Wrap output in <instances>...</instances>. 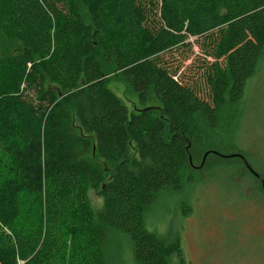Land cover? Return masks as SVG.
<instances>
[{
	"label": "trees",
	"instance_id": "trees-1",
	"mask_svg": "<svg viewBox=\"0 0 264 264\" xmlns=\"http://www.w3.org/2000/svg\"><path fill=\"white\" fill-rule=\"evenodd\" d=\"M0 35L20 45L0 56V264H108L107 229L134 264H182L144 214L181 189L188 143L217 145L264 57V0H0ZM113 73L160 105L129 112Z\"/></svg>",
	"mask_w": 264,
	"mask_h": 264
},
{
	"label": "rangeland",
	"instance_id": "rangeland-1",
	"mask_svg": "<svg viewBox=\"0 0 264 264\" xmlns=\"http://www.w3.org/2000/svg\"><path fill=\"white\" fill-rule=\"evenodd\" d=\"M81 11L87 21L85 8ZM19 51L17 40L0 35V56ZM194 55L182 65L181 74L191 76L201 66ZM110 76L107 88L129 112L160 105L153 93L141 101L121 76ZM218 117L213 131L217 145L215 139L209 146L188 143V169L181 174V189L157 195L144 214L145 227L166 241L178 237L182 264H264V193L237 157L241 153L264 180V57L247 80L239 103L226 102ZM0 194H8L6 185H0ZM88 195L97 218L103 200L92 190ZM106 235L108 264H134L127 238L112 229ZM170 264L180 260L171 256Z\"/></svg>",
	"mask_w": 264,
	"mask_h": 264
},
{
	"label": "flooded vegetation",
	"instance_id": "flooded-vegetation-1",
	"mask_svg": "<svg viewBox=\"0 0 264 264\" xmlns=\"http://www.w3.org/2000/svg\"><path fill=\"white\" fill-rule=\"evenodd\" d=\"M209 154V153H208ZM208 154H207V156H208ZM214 154V153H213ZM206 156V155H205ZM238 158H240L241 160H242V162L244 163L242 166H243V168H244V170L245 171H247L253 178H255V180L259 183V186H258V188H259V190L261 191V192H263L264 193V188L262 187V183H261V181H260V179L257 177V176H255V174L253 173V172H255L252 168L250 169L249 167H248V164H247V162H246V160L243 158V156L241 155V154H239L238 156H237ZM203 164L201 163V166H202ZM253 171V172H252Z\"/></svg>",
	"mask_w": 264,
	"mask_h": 264
},
{
	"label": "water",
	"instance_id": "water-1",
	"mask_svg": "<svg viewBox=\"0 0 264 264\" xmlns=\"http://www.w3.org/2000/svg\"><path fill=\"white\" fill-rule=\"evenodd\" d=\"M59 96H61L60 95V93H59ZM206 155V154H205ZM248 167H249V165H248ZM250 168V167H249ZM251 169V168H250ZM253 172V171H252ZM254 174H255V176H257L259 179H260V181H261V183H262V187L264 188V180H263V178L257 173V172H253Z\"/></svg>",
	"mask_w": 264,
	"mask_h": 264
}]
</instances>
